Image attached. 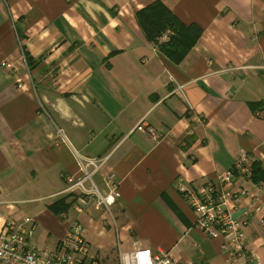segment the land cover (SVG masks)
<instances>
[{"label":"crops","instance_id":"crops-1","mask_svg":"<svg viewBox=\"0 0 264 264\" xmlns=\"http://www.w3.org/2000/svg\"><path fill=\"white\" fill-rule=\"evenodd\" d=\"M155 1L201 29L178 64L138 24ZM2 63L0 227L29 217L35 246L51 248L76 220L101 259L148 248L172 264H223L221 240L195 227L176 183H214L241 152L264 171V0H0ZM140 121L160 139L133 131ZM73 151L106 159L94 183L103 194L115 184L109 213L93 202L74 211ZM240 187L264 202V182L236 177ZM62 197L69 208L52 213ZM250 205L240 199L232 216L264 264V207Z\"/></svg>","mask_w":264,"mask_h":264},{"label":"built area","instance_id":"built-area-1","mask_svg":"<svg viewBox=\"0 0 264 264\" xmlns=\"http://www.w3.org/2000/svg\"><path fill=\"white\" fill-rule=\"evenodd\" d=\"M169 35L170 32L166 31L160 40L167 41ZM0 66L11 67L4 63ZM133 131L152 141L160 139L157 131L142 121L135 125ZM73 156L77 172L67 176L65 181L66 190L77 193L72 200L74 211L80 214L93 202L109 213L118 197L115 184L109 179V191L103 194L94 183V177L106 159H86L74 151ZM253 161L251 153L241 152L236 161L217 177L216 182L207 183L199 189L187 187L182 180L176 183L177 191L185 198L195 216V227L206 237L221 240L223 264H237V257H242V264H261L254 251L247 249L244 222L232 216L233 205L242 198H249L256 203V206L248 207L249 211L257 212L264 207V202L249 195L245 188L232 189L236 177L244 182L250 180ZM258 224L260 238L264 241V215L259 218ZM35 229L36 223L29 217L18 221L5 219L0 227V264H172L167 252L148 248H135L127 252L118 248L114 257L101 259L91 253L84 237V229L76 220L67 224L65 235L51 248L35 246Z\"/></svg>","mask_w":264,"mask_h":264},{"label":"trees","instance_id":"trees-1","mask_svg":"<svg viewBox=\"0 0 264 264\" xmlns=\"http://www.w3.org/2000/svg\"><path fill=\"white\" fill-rule=\"evenodd\" d=\"M136 17L145 37L173 64H178L182 60L201 35L199 27L181 23L159 1L138 11ZM166 31L170 32L167 41H160ZM251 171V183L264 182V171L258 162L252 163ZM66 198L68 197L54 201L48 209L54 214L67 210L70 204L66 202Z\"/></svg>","mask_w":264,"mask_h":264},{"label":"rangeland","instance_id":"rangeland-1","mask_svg":"<svg viewBox=\"0 0 264 264\" xmlns=\"http://www.w3.org/2000/svg\"><path fill=\"white\" fill-rule=\"evenodd\" d=\"M116 247H117V245H116Z\"/></svg>","mask_w":264,"mask_h":264}]
</instances>
